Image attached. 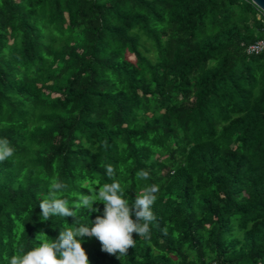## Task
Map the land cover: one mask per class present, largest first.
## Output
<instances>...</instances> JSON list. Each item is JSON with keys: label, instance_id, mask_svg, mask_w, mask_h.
<instances>
[{"label": "trees", "instance_id": "trees-1", "mask_svg": "<svg viewBox=\"0 0 264 264\" xmlns=\"http://www.w3.org/2000/svg\"><path fill=\"white\" fill-rule=\"evenodd\" d=\"M261 39L250 0H0V264L103 215L44 221L53 181L71 209L113 179L159 185L157 219L122 256L83 237L89 264H264Z\"/></svg>", "mask_w": 264, "mask_h": 264}, {"label": "clouds", "instance_id": "clouds-1", "mask_svg": "<svg viewBox=\"0 0 264 264\" xmlns=\"http://www.w3.org/2000/svg\"><path fill=\"white\" fill-rule=\"evenodd\" d=\"M14 151L7 138H0V161L13 156ZM105 173L111 179L115 170L107 165ZM136 178L148 180L150 173L141 169L136 173ZM65 188L67 185L60 181H53L49 185V198L41 200L39 204L44 221L55 216L75 218L80 207L99 211L93 209L96 203L104 204L103 215H98L91 227L75 226L76 219L74 227H63L54 242H42L23 256L13 255L10 264H89V257L81 242L85 236L97 238L106 253H119L120 256L126 255L135 246L134 233L139 237H149L150 224L157 219L152 206L157 200L159 185L146 186L136 194L134 205L130 206L119 181L113 179L112 183L98 187L94 194L82 196L80 202L71 209L68 199L58 198ZM133 214L135 219L132 218Z\"/></svg>", "mask_w": 264, "mask_h": 264}, {"label": "built area", "instance_id": "built-area-1", "mask_svg": "<svg viewBox=\"0 0 264 264\" xmlns=\"http://www.w3.org/2000/svg\"><path fill=\"white\" fill-rule=\"evenodd\" d=\"M246 53L248 55H260V54H264V39H261V40L257 41L254 44L248 45L246 47Z\"/></svg>", "mask_w": 264, "mask_h": 264}, {"label": "water", "instance_id": "water-1", "mask_svg": "<svg viewBox=\"0 0 264 264\" xmlns=\"http://www.w3.org/2000/svg\"><path fill=\"white\" fill-rule=\"evenodd\" d=\"M250 1L264 13V0H250Z\"/></svg>", "mask_w": 264, "mask_h": 264}]
</instances>
